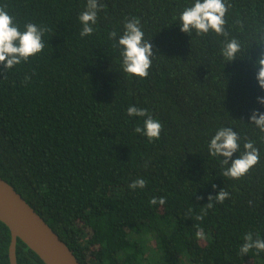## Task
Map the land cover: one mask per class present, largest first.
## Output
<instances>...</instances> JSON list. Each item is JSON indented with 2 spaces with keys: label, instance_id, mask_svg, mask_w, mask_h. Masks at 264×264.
Returning <instances> with one entry per match:
<instances>
[{
  "label": "trees",
  "instance_id": "1",
  "mask_svg": "<svg viewBox=\"0 0 264 264\" xmlns=\"http://www.w3.org/2000/svg\"><path fill=\"white\" fill-rule=\"evenodd\" d=\"M86 3L0 0L22 31L48 28L41 53L0 75V178L79 264H264V253H239L248 232L264 239V134L249 121L264 112L253 67L264 51V0H228V39L241 44L231 62L223 36L180 31L193 0H98L95 31L81 38ZM132 17L153 45L143 79L123 72L109 39ZM129 106L161 123L158 140L135 133L143 118L128 116ZM223 126L238 132L241 152L245 138L260 152L239 180L222 176V158L208 152ZM139 178L146 186L130 189ZM221 189L229 197L207 209ZM159 197L164 205L149 203ZM9 244L0 223V264H9ZM15 255L16 264H43L18 239Z\"/></svg>",
  "mask_w": 264,
  "mask_h": 264
},
{
  "label": "clouds",
  "instance_id": "2",
  "mask_svg": "<svg viewBox=\"0 0 264 264\" xmlns=\"http://www.w3.org/2000/svg\"><path fill=\"white\" fill-rule=\"evenodd\" d=\"M104 7L103 4L98 3V0H87L85 11L79 14V21L82 24L81 38L93 34L95 31L93 25L97 22L98 12ZM230 8L231 4L228 0H193L190 6L185 7L179 13L180 31L188 35L195 32L197 36H202L213 32L217 36H223L225 40L222 43L220 54L226 62L234 61L241 52V44L235 38L228 39L226 13ZM123 27V34L118 38L115 31L109 33V39L117 41L113 47L120 49L121 68L129 76L146 78L152 65L153 45L149 43V40L144 39L139 18L128 19ZM47 31V26H38L31 22L24 24L22 31L14 23V17L9 14L6 7H0V68L3 70L0 75L41 53L45 47L43 37ZM253 67L256 69L255 80L259 88L264 91V51H261L253 61ZM256 100L258 104L264 106V96H257ZM127 115L143 118V126H137L134 129L135 133L147 137L149 141L159 139L162 125L148 113L147 109L129 106ZM249 121L250 125L255 126L261 134H264V112L253 110ZM261 139L264 140V135ZM208 152L212 157L222 158L220 159L221 175L229 179H241L260 160L259 149L253 141L247 138H245L241 152L240 136L230 126H223L216 130L208 144ZM237 152L239 156L232 159L233 154ZM145 186L146 181L143 178L136 179L128 185L132 190L143 189ZM213 187L215 188V185ZM228 197L229 193L221 189L215 195L208 196L209 202L206 208L211 209L213 201L222 204ZM149 203L164 205L166 199L164 197L152 198ZM206 214V210L202 209V214L197 215L196 219L202 220ZM197 236L203 238V229L197 231ZM253 249L257 254L264 253V239H260L258 234L254 238V234L248 232L243 237L239 253L244 256Z\"/></svg>",
  "mask_w": 264,
  "mask_h": 264
},
{
  "label": "water",
  "instance_id": "3",
  "mask_svg": "<svg viewBox=\"0 0 264 264\" xmlns=\"http://www.w3.org/2000/svg\"><path fill=\"white\" fill-rule=\"evenodd\" d=\"M0 223L10 233L9 264H16L15 247L20 240L43 264H79L43 219L0 178Z\"/></svg>",
  "mask_w": 264,
  "mask_h": 264
}]
</instances>
